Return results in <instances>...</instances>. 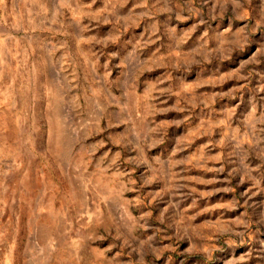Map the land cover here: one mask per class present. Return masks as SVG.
Here are the masks:
<instances>
[{
	"label": "rangeland",
	"instance_id": "1",
	"mask_svg": "<svg viewBox=\"0 0 264 264\" xmlns=\"http://www.w3.org/2000/svg\"><path fill=\"white\" fill-rule=\"evenodd\" d=\"M0 264H264V0H0Z\"/></svg>",
	"mask_w": 264,
	"mask_h": 264
},
{
	"label": "bare ground",
	"instance_id": "2",
	"mask_svg": "<svg viewBox=\"0 0 264 264\" xmlns=\"http://www.w3.org/2000/svg\"><path fill=\"white\" fill-rule=\"evenodd\" d=\"M55 126H57L56 124H55ZM55 131H56V134L54 135L55 136V138H56V135H58L60 132L58 131V130H56L55 129ZM55 131H54V133H55ZM58 137V136H57Z\"/></svg>",
	"mask_w": 264,
	"mask_h": 264
}]
</instances>
